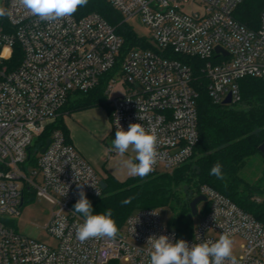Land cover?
Returning a JSON list of instances; mask_svg holds the SVG:
<instances>
[{
    "label": "built area",
    "instance_id": "2783aa9c",
    "mask_svg": "<svg viewBox=\"0 0 264 264\" xmlns=\"http://www.w3.org/2000/svg\"><path fill=\"white\" fill-rule=\"evenodd\" d=\"M105 1L123 22L136 18L147 27L151 42L145 41L154 50L124 52L123 38L96 13L45 22L15 0L4 2L11 16L5 17L7 30L0 26V264H149V236L168 235L191 246L215 242L223 233L238 249L236 264H264V222L207 185L197 194L205 197L206 212L189 236L168 228L160 209H145L127 217L115 240L81 243L76 229L83 219L72 212L79 199L77 183L90 179L84 191L93 201L103 195V178L59 129L52 131L35 166L28 165L29 147L63 116L69 99L104 81L112 132L117 120L124 130L130 123L154 127L159 155L150 175L172 173L191 159L199 140L198 94L184 60L202 62L215 104L227 95L238 104L244 78L264 81V8L258 26L248 28L235 18L244 0ZM32 195L51 206L42 229L54 245L14 228Z\"/></svg>",
    "mask_w": 264,
    "mask_h": 264
},
{
    "label": "trees",
    "instance_id": "16d2710c",
    "mask_svg": "<svg viewBox=\"0 0 264 264\" xmlns=\"http://www.w3.org/2000/svg\"><path fill=\"white\" fill-rule=\"evenodd\" d=\"M263 8L264 0H244L238 7L235 18L248 28H256ZM92 13L99 14L115 28L116 33L124 40V52L135 47L154 50L149 43L133 33L123 22L120 13L105 0H88V4L73 15L81 18ZM0 26L7 30L5 17L0 18ZM18 56L17 50L13 60ZM184 61L192 69V87L198 94L196 109L199 140L191 157L194 158L193 167L187 165L190 159L172 173L149 174L144 178L130 177L123 182L106 175L103 178L106 188L102 197L90 202L94 212L111 209L119 232L122 231L127 217L138 210L166 209L172 214L173 221L170 223L173 228L189 236L194 228L189 204L202 185L224 195L256 220L264 221V199L256 196L259 193L258 188L246 183L239 175L245 160L260 153L258 148L264 143V81L253 77L244 78L239 81L241 101L238 104H215L207 92L208 81L201 73L202 62L195 59ZM104 86L103 81L88 93L74 95L63 108L62 115L94 107H104L109 111ZM56 129L61 130L70 142L61 116L29 147L28 165L35 166L40 150ZM216 163L222 166V180L209 174ZM189 178H194L195 191L188 194L184 201L178 199L177 205H174L175 188L185 181L189 182ZM129 197L132 198L131 203L123 204L122 201ZM205 212L206 207L202 214ZM178 220L182 222L181 228L176 225Z\"/></svg>",
    "mask_w": 264,
    "mask_h": 264
},
{
    "label": "clouds",
    "instance_id": "9594fccd",
    "mask_svg": "<svg viewBox=\"0 0 264 264\" xmlns=\"http://www.w3.org/2000/svg\"><path fill=\"white\" fill-rule=\"evenodd\" d=\"M15 2L26 12L45 22L63 20L88 4V0H15ZM9 16L11 12L0 6V18ZM112 146L121 157L129 150L135 153L133 158L122 161V166L129 176L144 178L154 171L159 155L158 138L154 127L146 129L141 123H130L128 129L124 130L117 120ZM209 174L222 180V166L216 163ZM88 182L77 183L79 199L72 212L79 214L83 222L77 226L76 237L81 243L91 239L115 240L119 229L112 218V211L108 209L105 212H94L84 191V185ZM131 200L132 198L129 197L122 203L129 204ZM147 245L149 264H236L233 239L229 233L221 234L215 242L209 240L193 243L191 246L184 239L174 240L168 235L158 237L153 235L148 237Z\"/></svg>",
    "mask_w": 264,
    "mask_h": 264
},
{
    "label": "rangeland",
    "instance_id": "374dc122",
    "mask_svg": "<svg viewBox=\"0 0 264 264\" xmlns=\"http://www.w3.org/2000/svg\"><path fill=\"white\" fill-rule=\"evenodd\" d=\"M5 0H0V6L4 7ZM126 25L130 27L133 31V33L140 39H144L148 42H151V34L147 27H145L143 24H141L136 18L130 19ZM116 91L119 90L118 87L115 89ZM238 107H242L241 105H238ZM79 112V111H78ZM73 112L71 113L74 115ZM109 111H107L104 107H94L83 110L84 118L83 120L78 121L85 129H87L89 132L91 131L92 125H96L99 128H102L103 123L107 121L110 127V134L111 136L115 137V133L112 132L110 119H109ZM66 116L65 121H71V116ZM92 135L94 137V133L92 132ZM93 150V152H98V150L104 149L108 150L110 156H114L116 154V158L113 161L114 162V169L118 170L121 173L127 172L126 169L122 166V161L129 158H124L119 156L112 144L111 140L107 139H99L98 145L95 147H89ZM76 149V148H75ZM77 151V149H76ZM78 152V151H77ZM79 153V152H78ZM80 154V153H79ZM80 156L85 160V158L80 154ZM119 156V157H118ZM192 158L187 165H189L190 168L193 167V160ZM86 161V160H85ZM87 162V161H86ZM88 163V162H87ZM89 164V163H88ZM91 165V164H89ZM92 166V165H91ZM92 168L96 171L99 177H102L101 173L97 171L96 168L92 166ZM263 169H264V160L261 153L255 154L249 158H247L242 165L239 175L240 177L248 184L258 188L259 193L256 195L259 199H264V175H263ZM190 174V173H187ZM194 178H189V182H183L178 187L175 188V198L173 199V204L177 205L178 199L180 201H184L187 199L188 194H190L192 191H195V185H194ZM206 207V202H201L197 205L198 214L197 216L193 217V224L196 225L198 223V220L200 218V215L202 214V211ZM51 206L48 204L44 199L36 196H30V198L24 203V205L21 207L20 215L16 217L13 221L14 228L16 230L30 238H33L37 241L43 242L47 245H54V240L46 233L44 229H42L46 222L48 221V218L50 216ZM161 216L164 220L165 225L168 228H173V225L170 223V221H173L172 214L170 211H167L166 209H161ZM264 222V221H262ZM179 220L176 222V225L178 227H182ZM233 255L238 256V249L236 247H233ZM123 264V263H122Z\"/></svg>",
    "mask_w": 264,
    "mask_h": 264
},
{
    "label": "crops",
    "instance_id": "0c3cea01",
    "mask_svg": "<svg viewBox=\"0 0 264 264\" xmlns=\"http://www.w3.org/2000/svg\"><path fill=\"white\" fill-rule=\"evenodd\" d=\"M78 112V111H76ZM72 114H65L62 116V120L66 118V116H70ZM84 113L83 110L79 111L78 113H74L71 116V121L63 120L65 124L68 134L70 143L73 145L74 148L85 158V160L91 164L94 168L97 169L104 178L106 175L112 176L119 182H123L126 179L133 177L129 176L127 172L121 173L118 170L114 169V160L116 158V154L114 156H110L108 150L101 149L98 152H93V150L89 147H96L99 143V139H107L112 140L115 138L110 134V127L109 124L106 122L103 123L102 128L97 127L96 125H92L91 131L94 133V137L92 132H89L85 129L78 121L83 120ZM81 122V121H80ZM135 155L134 152L129 150L124 158H133ZM119 157V156H118Z\"/></svg>",
    "mask_w": 264,
    "mask_h": 264
},
{
    "label": "water",
    "instance_id": "95a60500",
    "mask_svg": "<svg viewBox=\"0 0 264 264\" xmlns=\"http://www.w3.org/2000/svg\"><path fill=\"white\" fill-rule=\"evenodd\" d=\"M216 51H219V48H216ZM222 104L223 105H230L231 104V98H230V95H227L226 98L222 101ZM50 140L47 139L46 142H45V145L44 147L40 150V153H44V151L46 150L48 144H49ZM259 152L262 154L263 153V144H261L258 148ZM100 186L102 188V190L104 191L105 188H106V184L105 182L102 180L100 182ZM205 201V197L203 196H197L195 197L189 204L190 206V212H191V215L194 217V216H197V205L201 202H204Z\"/></svg>",
    "mask_w": 264,
    "mask_h": 264
}]
</instances>
